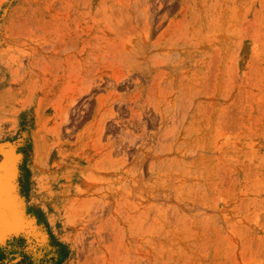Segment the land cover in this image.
I'll use <instances>...</instances> for the list:
<instances>
[{"label": "rangeland", "instance_id": "374dc122", "mask_svg": "<svg viewBox=\"0 0 264 264\" xmlns=\"http://www.w3.org/2000/svg\"><path fill=\"white\" fill-rule=\"evenodd\" d=\"M16 263L264 264V0H0Z\"/></svg>", "mask_w": 264, "mask_h": 264}, {"label": "bare ground", "instance_id": "6f19581e", "mask_svg": "<svg viewBox=\"0 0 264 264\" xmlns=\"http://www.w3.org/2000/svg\"><path fill=\"white\" fill-rule=\"evenodd\" d=\"M7 175H8V177H10L11 176V178H12V176H13V171H12V173H11V170H8L7 171ZM6 187H8V188H10L9 189V191L10 190H12V187H13V184H6L5 185ZM2 189H3V186H2ZM7 193V192H6ZM6 196V198H10L11 197V195L10 194H6L5 195ZM2 204V203H1ZM9 210L11 211V213H12V209H11V207L9 208ZM14 212V211H13ZM13 215H15L14 216V219L13 220H11L9 223H11L12 225H15L17 222H18V216H17V214H13ZM2 225H3V229H5L6 228V226L8 227V229H10V227H9V225H8V222H4V223H2ZM12 228V227H11ZM15 229H16V227H15ZM12 230H14V229H12ZM11 231V230H10Z\"/></svg>", "mask_w": 264, "mask_h": 264}, {"label": "trees", "instance_id": "16d2710c", "mask_svg": "<svg viewBox=\"0 0 264 264\" xmlns=\"http://www.w3.org/2000/svg\"><path fill=\"white\" fill-rule=\"evenodd\" d=\"M16 264H21V263H16Z\"/></svg>", "mask_w": 264, "mask_h": 264}]
</instances>
